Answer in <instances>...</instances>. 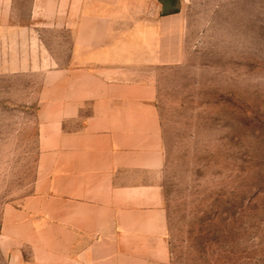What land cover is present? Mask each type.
<instances>
[{
	"label": "rangeland",
	"instance_id": "1",
	"mask_svg": "<svg viewBox=\"0 0 264 264\" xmlns=\"http://www.w3.org/2000/svg\"><path fill=\"white\" fill-rule=\"evenodd\" d=\"M39 1L15 0L12 19L50 28L0 50V264L31 263L38 104L51 73L80 61L54 0L50 13ZM179 1L151 29L150 66H134L155 92L164 161L165 255L151 264H264V0Z\"/></svg>",
	"mask_w": 264,
	"mask_h": 264
},
{
	"label": "crops",
	"instance_id": "2",
	"mask_svg": "<svg viewBox=\"0 0 264 264\" xmlns=\"http://www.w3.org/2000/svg\"><path fill=\"white\" fill-rule=\"evenodd\" d=\"M14 1L0 0L4 56L9 44L33 43V29L50 28V17L12 19ZM36 4L50 13V0ZM179 8V0L53 1L52 25L73 31L80 61L51 73L38 104L39 175L22 213L30 264H151L165 255L155 92L134 66H150L151 29Z\"/></svg>",
	"mask_w": 264,
	"mask_h": 264
}]
</instances>
